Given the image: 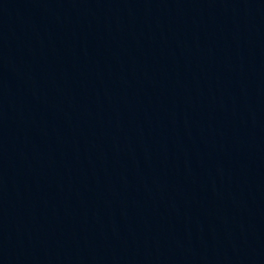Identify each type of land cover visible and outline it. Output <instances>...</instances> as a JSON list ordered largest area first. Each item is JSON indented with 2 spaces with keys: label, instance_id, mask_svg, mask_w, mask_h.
I'll list each match as a JSON object with an SVG mask.
<instances>
[{
  "label": "water",
  "instance_id": "1",
  "mask_svg": "<svg viewBox=\"0 0 264 264\" xmlns=\"http://www.w3.org/2000/svg\"><path fill=\"white\" fill-rule=\"evenodd\" d=\"M0 264H264V0H0Z\"/></svg>",
  "mask_w": 264,
  "mask_h": 264
}]
</instances>
